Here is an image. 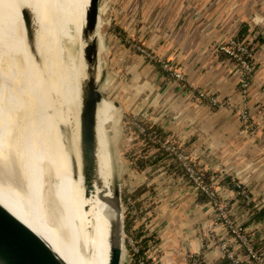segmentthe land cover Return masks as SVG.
Returning <instances> with one entry per match:
<instances>
[{
    "label": "crops",
    "instance_id": "crops-1",
    "mask_svg": "<svg viewBox=\"0 0 264 264\" xmlns=\"http://www.w3.org/2000/svg\"><path fill=\"white\" fill-rule=\"evenodd\" d=\"M128 10L124 27L121 18L110 22L115 30L111 35L122 37L124 32L125 37L132 36L181 73L185 83L167 80L149 62L133 59L131 66L137 68L132 85L140 88L131 94L134 118L155 125L188 151L217 197L226 200L228 218L243 228L264 258V217L253 218L264 212V0H133ZM253 14L256 22L252 24L258 32L250 26L243 41L254 49L246 108L255 128L250 139H244L237 135L238 121L230 112L198 105L193 91L240 102L233 65L215 54L212 43L234 36ZM131 139L135 155L131 161L140 155L148 161L141 171H129L125 188L127 192L145 189L137 199V212L143 216L136 224L143 226L142 236L152 238L146 256L154 264H188L190 256L198 257L199 264H229L216 246L226 243L240 264H253L214 221L210 206L190 187L181 170V174L175 170L173 159L165 154L168 159L156 160L155 147ZM234 182L245 187L252 203L235 194ZM208 224L213 227V242L206 238Z\"/></svg>",
    "mask_w": 264,
    "mask_h": 264
},
{
    "label": "bare ground",
    "instance_id": "bare-ground-1",
    "mask_svg": "<svg viewBox=\"0 0 264 264\" xmlns=\"http://www.w3.org/2000/svg\"><path fill=\"white\" fill-rule=\"evenodd\" d=\"M86 5L87 0H0V51L14 48L5 68L0 64V205L65 264H107L116 190L105 138L114 114L103 99L95 106L96 180L87 197L79 172L77 86L85 78L86 41L81 29ZM20 7L28 9L35 28L45 76L39 88L26 65L30 56ZM99 27L98 18L94 30L98 43ZM50 94L58 98L56 108ZM66 115L72 129L69 144L63 147L58 127L62 129Z\"/></svg>",
    "mask_w": 264,
    "mask_h": 264
},
{
    "label": "rangeland",
    "instance_id": "rangeland-1",
    "mask_svg": "<svg viewBox=\"0 0 264 264\" xmlns=\"http://www.w3.org/2000/svg\"><path fill=\"white\" fill-rule=\"evenodd\" d=\"M132 3H133V0H98L97 1L98 14H99V20H100L99 36L101 38V41H99L98 43V48L101 54L97 58L99 77H98L96 86L101 96V99H103L104 101L108 103V107L112 110L114 114L113 121L110 122V124L107 125L106 127L105 138L107 141L109 155H110L109 157H110L111 168H112L113 183L116 189L118 190V194L120 198V211H121L122 225H123V221L126 215L125 214L126 212L125 203H123L122 201V196L124 195L123 189L127 187V183L130 178L129 171L132 169V167L129 166L128 162H131V158L135 156L132 154L133 147L131 146V143H132L131 138L133 137V134L132 132H130L129 126L132 125L131 123H134L137 125V121H141L142 119V118H134L135 113L131 109V105H132L131 101L133 100V97H131V94L132 92L134 93L135 91L140 90V88L134 89L132 85V80L134 79L133 72H135V75H136L135 68H137V67L135 68L132 67L133 59L139 58V60L143 62V64L145 63L147 64L148 62L150 63V61L159 62L160 65L161 64L168 65V67L170 68L169 69L170 74L175 71L168 62H166L165 60H159L158 58H156L147 49H145L142 45H140L136 39L132 38V36L128 35L125 37L124 32H122V30L120 31L122 32L120 33L121 35H123L122 37L120 35L119 36L117 35V37H114L111 35L115 30H112V27L110 26L111 25L110 22L117 23L118 20H120L121 18V24H122V27H124L125 24L127 23L126 18H128L130 14L128 12L129 11L128 7L131 6ZM134 21H136V19ZM253 22H256V19L254 18V14L249 19L248 23L250 24V26H253L252 24ZM252 28H253V31H255L254 26ZM255 32H258V31H255ZM69 35L72 36L71 33ZM233 37L234 36H231L227 39L213 42L212 50L215 52V54H218L221 57L225 58L231 65H233L234 71L236 73L237 85H239L238 78H239L241 69H239L238 65H236V62L233 58L228 57L227 55H224V54L222 55L221 54L222 52H219L218 50L219 46L225 45L226 42L229 39H233ZM238 43H242V42H238ZM13 50L14 48H12L11 46L7 53H3L2 51H0V64L4 68L6 64V58L9 54L13 52ZM251 54H252V59L250 61L251 62V65H250L251 72L248 74L246 80H243L244 83L247 82V87L236 86V92L240 94V102L234 103L226 99L218 98L214 96L213 94L211 95L209 93H206L207 97L212 98L216 103V106H211L205 102H200L199 100H196L195 98V101L197 102V104L201 105L202 107L208 108L210 110H218V108L226 109L228 112H230L238 121L237 135L244 139L246 138L250 139V136H252L254 128H255V124L252 123V121H249V119L247 118L248 108H246L247 107V94L246 93H248V90H249L247 88H249L248 86L250 84V80L253 74V66H254L253 65V61H254L253 53ZM141 62H139V64ZM26 65H27L28 71L30 72L31 76L33 77L34 81L36 82L38 86L41 83L40 77L38 75L39 72L33 65L30 57L26 58ZM166 73H167V76L164 78H166L167 80L175 81L179 85L185 86V83L183 80H180V81L174 80L172 75H169L168 72ZM176 73L180 75V77L182 78L181 73L179 72H176ZM193 95H194V91H193ZM134 96H136V93L134 94ZM242 97H244L245 100L242 99ZM50 99L52 100L56 108L59 104L58 98L56 97L55 94H50ZM240 109L245 110L246 112V119H247L246 122L245 121L242 122L236 115V111ZM61 111L63 112V115H64L66 111L64 106H63V110L61 109ZM65 118H66L65 119L66 121L64 122L62 130H63V134L67 135L68 133H70L72 126L70 123V118L67 119V115ZM165 140L175 141V142L177 141L176 139L175 140L172 139V137L170 136H167ZM252 142H253V139H252ZM182 151L188 155L187 150H184L182 148ZM163 157L165 159L169 158L167 156H163ZM200 172L203 176V179L204 178L206 179V177L208 178V176L205 175L204 172H202L201 170ZM182 177L185 179L183 175ZM13 181H14L13 182L14 186L15 187L18 186L17 180L15 179ZM249 197H250V201L248 203H252L250 194H249ZM223 201H226V200L223 199ZM151 206L153 207V203ZM127 239H130L132 241V237L125 234L122 229V241L123 242H122L121 264H128L130 262V257L128 253L129 246H128Z\"/></svg>",
    "mask_w": 264,
    "mask_h": 264
},
{
    "label": "water",
    "instance_id": "water-1",
    "mask_svg": "<svg viewBox=\"0 0 264 264\" xmlns=\"http://www.w3.org/2000/svg\"><path fill=\"white\" fill-rule=\"evenodd\" d=\"M98 0H87L83 14V27L81 38L86 41L82 49V59L85 65V78L78 83V138L77 155L79 158V172L84 187V197L93 192L92 182L95 181L94 162V124L95 106L101 100L97 90L96 76L98 40L94 30L99 18ZM19 15L23 28V40L27 53L33 65L44 79L40 58L35 47V28L30 12L26 8H19ZM99 33V32H98ZM100 37V36H99ZM101 40V38H100ZM62 146L69 144L70 133L63 134L58 127ZM72 174L75 166L70 163ZM74 179V177H73ZM113 216L109 222L108 259L107 264H121L122 260V220L120 211V198L118 190L113 194ZM0 264H65L26 226L15 219L0 205Z\"/></svg>",
    "mask_w": 264,
    "mask_h": 264
},
{
    "label": "built area",
    "instance_id": "built-area-1",
    "mask_svg": "<svg viewBox=\"0 0 264 264\" xmlns=\"http://www.w3.org/2000/svg\"><path fill=\"white\" fill-rule=\"evenodd\" d=\"M219 52H222L224 55L231 57L235 60L236 65H238L240 70L239 74V86L240 87H247V82L244 83L243 80H246L250 71L251 59L252 54L246 49V46L243 43L235 42L233 39H229L225 45H221L218 47ZM161 69L168 72L169 75H172L174 80H182L180 75H178L175 71L170 74V68L168 65L161 64ZM194 95L196 100L200 102H205L208 105L216 106L215 101L207 97V94L200 90H194ZM236 115L242 122H246V112L245 110H238L236 111ZM244 124V123H243ZM138 129L139 134L141 136H145L144 131L139 126H136ZM152 144L157 145V150H162L166 154H168L179 169L182 172V175L185 177L186 181L190 185V187L196 192L201 194L205 202L210 206L214 221L220 223L225 229L226 232L229 234V239L236 244L237 246L241 247L248 260L253 261V264H264V258H261L258 253H256L251 244L250 239L244 234L243 228L238 224L234 223L228 218L227 212V203L217 197L216 192L212 189V187L207 184L199 169L193 164L192 159L189 155L185 154L182 149L181 145L175 141H168L164 140L162 142L156 140H150ZM232 190L235 194L241 198L242 201L248 203L250 201L249 193L242 187L240 184L232 183ZM207 233L206 238L208 241L213 242V227L212 224H208L206 226ZM128 246L132 253L137 252V248L132 243L130 239H127ZM218 250L225 255L228 259L229 264H240V260L236 258L230 251H228V247L226 243H220L216 245ZM155 262V261H153ZM199 260L196 256H190L188 264H198ZM136 264H143L142 261H137Z\"/></svg>",
    "mask_w": 264,
    "mask_h": 264
},
{
    "label": "trees",
    "instance_id": "trees-1",
    "mask_svg": "<svg viewBox=\"0 0 264 264\" xmlns=\"http://www.w3.org/2000/svg\"><path fill=\"white\" fill-rule=\"evenodd\" d=\"M249 27H250L249 23L242 24V26L237 30V33L234 35L233 39L237 42H242L243 45L246 46V49L250 53H253L254 49L252 48L251 44H249L247 41H243V36L247 33V30ZM250 31L252 32L251 29H250ZM221 54L223 55V53H221ZM150 63H151V65H153L155 67L156 71L161 76H163V77L167 76L166 71L161 69V65L159 62H151L150 61ZM237 86H239V85H237ZM131 124L132 125L129 126V129H130V132H132L133 137L135 138V141L136 142L140 141L141 143L144 144L145 147H147V146L151 147L152 146V147L157 148V145L152 144L150 142V140H156V141L162 142L168 136L166 133L161 132V130L158 127H156L155 125H153L149 122H146L144 120L137 121V125L134 123H131ZM135 125L139 126L140 128L143 129L144 134H145L144 137L141 136V134H139L138 129ZM140 152L145 153L144 150H141ZM165 154L166 153L164 151L158 149L156 157H155L156 160L162 158L163 156H166ZM147 163H148V161L143 160L142 155H140L137 159L131 161V163H128V164H130V167L135 168V170L139 172L144 168V166ZM174 167H175V170L178 173H180L179 168L176 165ZM205 181H206V183H209L207 177H206ZM143 190H145V189L137 188L131 192H127L125 189H123L124 195L122 196V201H123V203H125V208H126V212H125L126 215H125V218L123 221V231L125 234L132 237L133 244L137 248V252L132 253L130 251V248L128 247V253H129V257H130V262L128 264H136L137 261H142L143 264H154L146 256V254H147L146 252L148 251V244L150 243L152 238H151V236H148V237L142 236L143 235V226L136 224L138 222V220H140L143 216L142 212L141 213L137 212V210L140 206V200H137V199L143 193ZM199 196L201 197V199L203 201L205 200L201 194H199ZM263 217H264L263 211H260L259 213L253 215L254 219H260ZM250 244H251L253 250L256 253H258L256 251L255 244L254 243H250Z\"/></svg>",
    "mask_w": 264,
    "mask_h": 264
}]
</instances>
